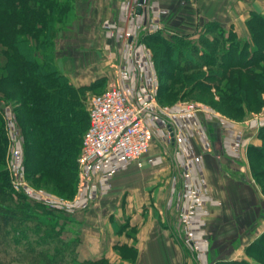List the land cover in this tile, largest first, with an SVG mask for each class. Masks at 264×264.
Returning a JSON list of instances; mask_svg holds the SVG:
<instances>
[{
	"label": "crops",
	"instance_id": "obj_1",
	"mask_svg": "<svg viewBox=\"0 0 264 264\" xmlns=\"http://www.w3.org/2000/svg\"><path fill=\"white\" fill-rule=\"evenodd\" d=\"M134 1L77 0L76 17L58 33L55 55L56 67L73 86L103 83L106 86L116 79L122 65H127L132 73L134 93L138 86L153 85L142 81L144 64L138 53L140 32H150L153 15L157 16L159 25L180 27L185 31L217 21L225 29L231 28L242 40L250 38L245 26L249 15L252 12L264 15V0H146L143 4L137 0L134 12L142 15V27L135 34L130 27L132 23L128 26L130 19L126 12ZM139 6L140 13L137 12ZM101 23L107 24L110 30L100 29ZM119 30L126 32V38ZM183 114L177 122L163 117L172 121L183 138L180 144L172 139L169 142L173 153L175 151L172 158L177 175L190 192V196L185 195L184 190L180 193L174 222L168 228L162 225L163 219L158 221L161 224L148 222V226L138 229L134 239L121 234L120 225L128 223L131 227L140 222L137 214L141 209L133 205V193L119 189L125 184V175L117 172L97 180L98 195L94 197V205L90 203L89 207L72 210L68 204L60 203L64 209L72 210L70 220L77 224L79 261L119 264L112 258L116 247L126 244L134 247L137 254L133 261L125 260L121 264H213L219 260L241 259L255 262L247 249L264 232V195L252 175L248 149L261 145L257 129L264 126V122L254 128L246 120L238 123L225 118L218 120L214 109L209 107ZM161 115L159 119L164 116ZM195 156L200 160L195 161ZM142 162L141 167L128 163L119 170L130 176L134 167H147L145 171L154 172L161 163L150 150ZM159 191L164 193L165 190L159 188ZM153 197L156 205V197ZM188 199L191 201L189 209L186 207ZM185 213L189 215L188 226L182 221ZM187 229L192 232L190 239L183 235ZM62 233L65 241L70 239V229ZM225 241L229 242L227 255L210 260L209 250ZM184 248L189 252L188 257ZM200 250L202 254L197 253Z\"/></svg>",
	"mask_w": 264,
	"mask_h": 264
},
{
	"label": "trees",
	"instance_id": "obj_2",
	"mask_svg": "<svg viewBox=\"0 0 264 264\" xmlns=\"http://www.w3.org/2000/svg\"><path fill=\"white\" fill-rule=\"evenodd\" d=\"M73 5L74 0H0V43L9 49L11 58L0 73V84L7 80L11 84H20L18 94L23 95L28 106L26 117L21 116V110L16 112L26 140V169L32 174L41 172L57 181L59 185H63L60 179L67 174L71 178L75 176L73 166L77 162L82 134L88 126V123L85 127L80 124L83 109L79 96L82 89L93 86L92 84L76 88L58 70L55 63L54 41L60 29L69 22ZM205 24L213 27L215 36L221 37L224 44V61H219L223 70L239 68L244 73L242 77L233 73L231 79L238 78L235 85L229 80L224 83L225 93H236L230 96V99L234 100L237 95L242 96L246 90L244 83L247 76L253 79L252 83L264 84V63H261L264 60V16L256 12L251 13L248 21L250 38L245 40L239 39L231 28L224 32L226 29L217 21H208ZM209 29V32L214 31L211 27ZM146 37L150 42L148 45L152 49L155 63L159 59L165 62V56L173 55L172 62L176 65L177 75L171 76H179L176 79L181 82L182 87L196 86L194 89L202 90L209 88L210 85L205 79L212 77L201 71V66L193 57L194 49L189 47V41L178 38L176 33L169 39L161 31L149 33ZM205 39L209 43L208 35H205ZM210 40L212 42L213 39ZM190 49L192 51H189ZM202 56L206 63L216 61L210 53ZM163 73L168 72L165 70ZM219 78L223 79L224 76ZM160 87L161 85L158 90ZM0 98L12 102L8 94H1ZM27 122L28 125L25 124ZM258 135L262 139L261 145L248 149L249 156L253 154L255 157V163H250V168L256 181L257 176L264 177V126L260 128ZM6 148L7 137L0 111V264H9L12 260L20 258L10 256L5 244L8 234L12 235L14 246L24 251L26 256L39 253L50 262L56 261L57 253L65 255V251L70 249L68 253L72 256L64 264L99 263L93 260H78L77 239L61 240V246L64 248L53 247L54 254L46 249L37 251L38 246L48 245L53 239L59 238L61 227H57L55 213L46 209L41 202L33 201L31 205L23 194L14 192L10 187L9 173L4 163ZM254 164L259 168L257 171L253 169ZM66 184L69 185L68 182L64 185ZM16 220H21L25 226L15 225ZM29 232L35 233L37 238L28 239L26 243L20 241L21 237L29 238ZM247 252L264 259V232L251 243ZM17 253L21 254L19 251ZM213 264L251 263L241 259L219 260Z\"/></svg>",
	"mask_w": 264,
	"mask_h": 264
},
{
	"label": "rangeland",
	"instance_id": "obj_3",
	"mask_svg": "<svg viewBox=\"0 0 264 264\" xmlns=\"http://www.w3.org/2000/svg\"><path fill=\"white\" fill-rule=\"evenodd\" d=\"M76 3L77 0H74L73 5V11L70 16L69 22L66 23L61 29L66 28L69 26L76 17ZM134 5L127 8V14L129 16V24H131V29L135 30V34L139 31L142 27V15L136 14L134 12V6L137 5V0L133 2ZM154 14V13H153ZM138 15V16H137ZM263 15V14H261ZM132 16L134 17L132 20ZM264 16V15H263ZM154 20L151 22L150 25V32L142 33L140 32L139 35V57L142 60L144 64V76L141 77L142 81L146 80L149 83H152L153 85L149 87H152V97H151V107L162 113L161 118L162 119H156L152 120L150 117L148 118V124L149 128L152 133V140L150 145V151L157 157V159H160L161 163H159V168L149 171H145L148 168H137L132 167L134 171L130 173V176H126V171L118 170V174L125 175V184H122L119 189H125V191H129L133 193V205L137 207L138 209H141L139 211V214H137L138 217H140V222L136 223L134 226H131L128 223L120 225L119 232L121 234L126 233L127 236H130L131 238H135V235L139 230H142V226H148V222H154L155 224H161L158 223L159 220L163 219L164 223L167 228L169 225H171L174 220L176 219L177 210H178V204H179V196L182 190L186 192L185 195L190 196L189 187L184 186L182 184L181 179L178 177L176 169H175V163L173 161V154L175 155V151L173 153V148L170 145L169 139H168V129H167V120L163 117H168L167 119L175 120L176 122L179 120L180 117H182L184 112V106L186 104H196L199 106V108H212L214 109L215 113L217 114L216 117H218V120L220 119H226L232 123H238L241 121H248L250 127L256 128L258 123L264 122V88L262 87V84H255L252 83L253 79L250 76L245 77V91L242 93V96L237 95L234 100L232 98L230 99V96L236 95V93H233L231 91L225 93V89L223 88L224 83L229 80L232 85H235L237 82V79H231V76L233 73L239 74V76H243L244 73L239 68H229L227 70H223V68L220 66L219 61H224V57L222 55V52L224 50V44L222 43L221 37L215 36V30L212 26H207L206 24H202L200 26L195 27L194 29L190 30H183V28L178 27L177 29L171 28L170 26H164L159 25L157 20V16L153 15ZM251 18V15H249L247 21H246V28L250 34V27L248 24L249 19ZM188 25V24H187ZM87 26V23H85V27ZM189 26V25H188ZM194 27V26H193ZM211 27L213 29V32H209L208 29ZM100 29L110 30V27L105 24L101 23ZM210 30V29H209ZM59 31V32H60ZM156 31H161L162 34L165 37H169L171 39V35L173 33H176V36L182 40L189 41L190 48L193 47L194 52H192L193 57L198 61V65L201 66V71H204V73L212 78L205 79L206 83H208L210 86L207 89H194L196 86L193 87H182L181 82L176 79L177 77H172L171 75H177V72L175 70V63L172 62V56L173 55H167L166 61L159 59L157 63L154 62L153 59V52L152 49L149 47L148 42L146 39V35L149 33H153ZM212 31V30H211ZM224 30V32H226ZM118 32L123 33V37L126 38L123 30H119ZM205 35H208L209 37V43L205 39ZM210 39H213L212 42ZM58 40V35L55 38L54 41V50L56 55V43ZM216 41V42H215ZM124 42V41H123ZM192 45V46H191ZM189 51H192L191 49ZM191 53V52H190ZM205 53H210L215 58L214 63L205 62L204 55ZM11 58L9 57V49L7 50V47L0 43V73L3 72L4 66H6V62L9 61ZM264 63V60L261 62ZM263 65V64H260ZM165 70L169 73H163ZM193 73V72H192ZM132 74V73H131ZM215 75V76H214ZM224 76V78H219ZM217 77V78H214ZM109 85V84H108ZM108 85L100 84V85H93L89 86L90 88L82 89L81 91V105L83 109V115L82 119H80V124L82 123L83 126H87L88 123V106H89V98L94 94L101 92L105 90ZM161 85V87L158 90V87ZM264 85V84H263ZM21 89L20 84H11L9 81H2L0 84V95L1 94H8L12 98V109L13 113L15 115L16 122L20 129V134L23 139V151H24V144H25V136L23 129L21 128L22 125L19 123L17 117V111L21 110V116L26 117L28 114L27 112V104L25 100L23 99L22 94H18ZM231 92V94H229ZM6 100L3 98H0V111L2 112L3 117V123L4 128L6 132L7 137V148H6V155L4 159L5 163V169L9 173V184L12 189L11 179L13 177V173L9 171L8 167L10 166V158L12 157V153L10 150V140L6 128ZM184 109V110H183ZM28 125V122L25 123ZM84 126V127H85ZM261 126L260 128H262ZM259 129L258 133H259ZM82 138V137H81ZM261 139V138H260ZM82 140V139H81ZM262 143V139H261ZM79 150V149H78ZM173 153V154H172ZM250 163H255V157L253 154L249 156ZM153 164V163H152ZM74 169H75V176L71 178L68 174L65 177H62L60 181L63 182V185H59L57 181H54L53 179L47 177L46 175L42 174L41 172H36L34 174L28 173L25 165V154H24V187L25 190L23 191H15L16 193H21L26 197V201L29 202L31 205H33V201L41 202L46 209H49L52 211V213H55L57 218V227H61L60 229V237L53 239L54 241L49 242L48 245H40L38 246L40 249H46L49 250L51 254H54L53 247H60L61 249L64 248L61 246V240L65 241L63 237V230L70 229L71 230V237L70 239H77L78 236V228L77 224L70 220L69 211L74 210H68L64 209L60 203L64 204H79V202L83 201V196L85 195V191L82 189L80 190V185L78 181V165L77 162L74 163ZM254 170L257 171L259 168L256 164L253 166ZM64 170V168H62ZM116 172V173H117ZM115 173V174H116ZM124 173V174H123ZM253 173V172H252ZM114 174V175H115ZM117 174V175H118ZM147 177V178H146ZM150 177H154V179H151ZM149 179H151V182L149 183ZM69 183V185H64L65 183ZM145 182V184H144ZM143 184V185H142ZM257 184L264 195V177L257 176ZM94 186V185H93ZM122 186H125L122 187ZM142 186H145V191H142ZM159 188H163L165 191L164 193L159 191ZM188 189V190H187ZM94 190V189H93ZM92 189H89V193L98 195L97 190V184L95 183V190L91 192ZM144 192V193H143ZM28 194L33 195L32 197L27 196ZM143 193V194H142ZM140 194V195H139ZM17 196V195H16ZM156 197V205H154V197ZM141 197H144L143 199ZM43 198V199H42ZM46 199V200H44ZM49 199V200H48ZM97 199V198H96ZM43 201V202H42ZM96 200L92 199L91 204L94 205ZM191 201L188 199V202L186 204V207L189 209V203ZM85 207H89V204ZM84 207V208H85ZM68 210V211H67ZM161 211V212H160ZM160 212V213H159ZM181 217V216H180ZM184 220V224L187 226L189 225V215L184 214L182 215ZM181 217V218H182ZM30 222V221H29ZM33 223L32 221L29 223ZM15 225L25 226L24 222L21 220H16ZM141 225V226H140ZM139 227V228H138ZM186 229V228H185ZM29 235V236H28ZM28 237H21L22 242H25L28 239L34 240L37 238V235L33 232L28 233ZM76 235V236H75ZM183 235L190 239V236H192V232L190 230H184ZM68 241V240H67ZM218 247H213L209 250V258L212 260L213 258H223L227 253L229 252L228 249V241L220 242ZM5 244L7 246V249L9 251L10 256L13 258L18 257L19 259L12 260L9 264H11L14 261H20L24 262V264H64L70 260V255L68 253L69 250L65 251V255H60L57 253L55 255L56 261H48V259L43 256L39 255V253H35L33 256L27 255L26 253L19 248H16L14 245V240L12 238V235L8 234L6 236ZM78 244V242H77ZM222 245H226L225 247H222ZM21 246V245H20ZM19 251L18 254L17 250ZM185 249V248H184ZM185 255L188 257L189 252L187 249L184 250ZM202 254V250L197 251V253ZM23 254V255H22ZM137 250L134 247H128L126 244H120L118 247H116L115 254L112 258V261L116 263L117 261L119 264L124 262L125 260L133 261L136 257ZM251 257L255 259V262L251 264H264V259L257 256L256 254H250ZM9 256V257H10ZM121 262V263H120ZM97 264H109L105 262L99 261ZM204 264V263H202Z\"/></svg>",
	"mask_w": 264,
	"mask_h": 264
},
{
	"label": "built area",
	"instance_id": "obj_4",
	"mask_svg": "<svg viewBox=\"0 0 264 264\" xmlns=\"http://www.w3.org/2000/svg\"><path fill=\"white\" fill-rule=\"evenodd\" d=\"M137 88L134 93L131 71L127 65H122L116 79L105 90L89 98L88 126L82 134L76 158L80 190H84L85 195L79 204H70V209L90 204L95 194L89 193V189L93 192L97 180L113 176L122 165L134 163L142 166V158L150 149L152 140L148 118L159 119L161 113L151 107L152 87L144 85ZM199 109L196 104H186L184 113L192 114ZM5 116L13 154L8 162V169L13 173L10 181L16 191H23V139L11 102H6ZM174 128L176 143L180 144L183 138L175 125ZM167 132L171 139L170 130ZM194 160L199 161L200 157L195 156ZM27 196L33 195L27 193Z\"/></svg>",
	"mask_w": 264,
	"mask_h": 264
},
{
	"label": "water",
	"instance_id": "obj_5",
	"mask_svg": "<svg viewBox=\"0 0 264 264\" xmlns=\"http://www.w3.org/2000/svg\"><path fill=\"white\" fill-rule=\"evenodd\" d=\"M144 2H146V0H139L140 4H143ZM141 11H142V8L140 6L137 7V12L140 13ZM167 127L170 130V134L172 136L171 139L176 141V139H175V128H174V125H173L172 121H169L167 123Z\"/></svg>",
	"mask_w": 264,
	"mask_h": 264
},
{
	"label": "bare ground",
	"instance_id": "obj_6",
	"mask_svg": "<svg viewBox=\"0 0 264 264\" xmlns=\"http://www.w3.org/2000/svg\"><path fill=\"white\" fill-rule=\"evenodd\" d=\"M168 139L170 140V138H169V134H168Z\"/></svg>",
	"mask_w": 264,
	"mask_h": 264
}]
</instances>
